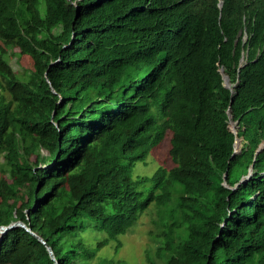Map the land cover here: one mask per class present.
<instances>
[{
  "label": "trees",
  "instance_id": "obj_1",
  "mask_svg": "<svg viewBox=\"0 0 264 264\" xmlns=\"http://www.w3.org/2000/svg\"><path fill=\"white\" fill-rule=\"evenodd\" d=\"M1 47L33 69L0 70V225L91 264L154 203L164 264H264V0H0ZM166 138L171 167L134 177ZM6 263L56 264L23 227Z\"/></svg>",
  "mask_w": 264,
  "mask_h": 264
},
{
  "label": "rangeland",
  "instance_id": "obj_2",
  "mask_svg": "<svg viewBox=\"0 0 264 264\" xmlns=\"http://www.w3.org/2000/svg\"><path fill=\"white\" fill-rule=\"evenodd\" d=\"M7 63L0 57V70L4 75L10 76L15 72L21 77H25L30 69H33V59L28 53L22 52L18 47L3 48ZM4 83L6 81L4 80ZM9 98V94H6ZM230 127L232 128L231 124ZM166 140L149 155L147 160L139 161L133 168V176H152L160 164L165 166L172 165L169 157V141ZM4 156L0 153V170L3 168ZM9 179L7 173L3 174ZM10 180V179H9ZM148 186L150 183L147 184ZM144 189V186L142 187ZM12 203L15 200L11 201ZM17 207L20 202L16 201ZM83 241L89 246H94L97 241L107 237V233L98 228L90 227L81 233ZM164 239L162 235V227L159 224V216L154 203L142 213L138 221L132 228L118 239H113L108 245L103 247L97 256L90 260L91 264H99L103 259H109L111 264H148L150 257L157 264H164L156 254L158 247ZM118 240L121 246L117 248ZM12 264V263H6Z\"/></svg>",
  "mask_w": 264,
  "mask_h": 264
},
{
  "label": "water",
  "instance_id": "obj_3",
  "mask_svg": "<svg viewBox=\"0 0 264 264\" xmlns=\"http://www.w3.org/2000/svg\"><path fill=\"white\" fill-rule=\"evenodd\" d=\"M223 5V2L220 3V7H222ZM221 73L223 75V79H224V85L227 87V88H230L232 91L234 90V86H232L231 82H230V78L229 76L224 72V68H221ZM233 102V101H232ZM231 102V103H232ZM228 113H229V117H230V124L232 126L231 130L235 133L236 135V140H235V143H234V146H235V150H234V154L238 153L240 151V145H241V138L237 136L238 134V128H237V121H234L233 120V116L231 114V108H229L228 110ZM262 148V147H261ZM261 148H259L257 150V152H259L261 150ZM252 175V172H249V174L247 175V177L243 180V181H246L248 180ZM226 177V175H225ZM239 184V183H237ZM227 185V184H226ZM228 186V185H227ZM14 227H23L25 228L27 231H29L30 233H32L38 240H40L43 244H45L47 250L49 251V254H50V257L55 260V263L56 264H59V261L56 259V256L54 254V251H53V248L46 242V240L38 233L34 232L32 230V227L30 225H27L25 222L21 221V220H16V221H13L12 223H10L9 225H0V243H1V240H2V236L4 234H6L8 232V230L14 228Z\"/></svg>",
  "mask_w": 264,
  "mask_h": 264
},
{
  "label": "bare ground",
  "instance_id": "obj_4",
  "mask_svg": "<svg viewBox=\"0 0 264 264\" xmlns=\"http://www.w3.org/2000/svg\"><path fill=\"white\" fill-rule=\"evenodd\" d=\"M232 17H233V14H232ZM232 17H231V18H232ZM230 22H231V21H230Z\"/></svg>",
  "mask_w": 264,
  "mask_h": 264
},
{
  "label": "clouds",
  "instance_id": "obj_5",
  "mask_svg": "<svg viewBox=\"0 0 264 264\" xmlns=\"http://www.w3.org/2000/svg\"><path fill=\"white\" fill-rule=\"evenodd\" d=\"M245 38H247V36Z\"/></svg>",
  "mask_w": 264,
  "mask_h": 264
}]
</instances>
